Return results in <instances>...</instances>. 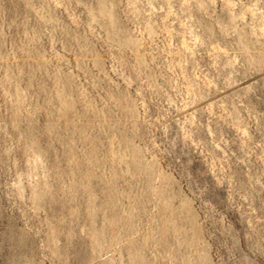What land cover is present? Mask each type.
Instances as JSON below:
<instances>
[{"label": "rangeland", "instance_id": "obj_1", "mask_svg": "<svg viewBox=\"0 0 264 264\" xmlns=\"http://www.w3.org/2000/svg\"><path fill=\"white\" fill-rule=\"evenodd\" d=\"M0 264H264V0H0Z\"/></svg>", "mask_w": 264, "mask_h": 264}]
</instances>
